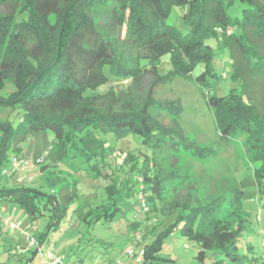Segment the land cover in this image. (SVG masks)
Wrapping results in <instances>:
<instances>
[{
  "label": "trees",
  "instance_id": "obj_1",
  "mask_svg": "<svg viewBox=\"0 0 264 264\" xmlns=\"http://www.w3.org/2000/svg\"><path fill=\"white\" fill-rule=\"evenodd\" d=\"M235 2L243 5L239 16L228 12ZM173 6L179 7L185 32L166 22ZM221 52L227 53L238 87L207 100L220 136L242 138L255 164V192L241 182L204 199L195 192L183 201L165 202L160 196L164 183L151 167L154 157L150 162L147 154L140 158L133 149L107 145V139L133 134L153 151L187 148L190 157L209 154L210 147L194 144L171 118L168 123L154 115L152 100L172 73L188 76L198 64L203 67L195 79L208 83L215 75L212 60ZM166 54L172 69L160 74L157 65ZM124 78L131 82L123 83ZM0 104L17 114L14 122H0V171L5 160L12 162L8 155H18L20 144L32 135L44 142V155L34 158L52 162L39 165L45 172L42 185L52 190L46 200L52 204L49 225L76 197V180L59 165L79 156L95 177L108 179L104 199L87 213L92 221L113 219L133 193H141L146 213L182 209L180 229L199 244L198 258L207 250L238 257V242L247 230L243 200L264 193V0H0ZM166 104L165 112L177 108ZM121 154L117 171H102L110 157ZM127 160L130 171L122 174ZM42 195L39 188L0 185V201H15L30 216ZM154 227L144 223L141 228L149 240L141 247L143 264H177L157 254L171 226L155 234Z\"/></svg>",
  "mask_w": 264,
  "mask_h": 264
},
{
  "label": "rangeland",
  "instance_id": "obj_2",
  "mask_svg": "<svg viewBox=\"0 0 264 264\" xmlns=\"http://www.w3.org/2000/svg\"><path fill=\"white\" fill-rule=\"evenodd\" d=\"M242 6L235 2L228 8L229 14L239 16ZM178 16L179 7L173 6L166 22L185 32L186 27ZM55 20V15L49 17L51 23ZM168 58L166 54L158 62L157 69L160 74H167L172 69V62ZM211 64V72L215 75H209L208 83H199L195 79V75L203 67L202 64H198L188 76L172 73L153 94L151 109L154 115L168 123L172 119L173 124L179 126L194 144L210 147L209 154L190 157L192 151L187 148H181L177 152L164 148L153 151L140 144L139 138L133 134L118 140L107 139V145L118 146L124 152L133 149L140 158L147 154L150 162L154 157L151 167L164 183L160 196L165 202L178 198L183 201L185 195L190 193L189 196L192 197L195 192L204 199L210 194L215 196L220 192L226 193L233 185L239 186L241 182L245 184L246 191L252 192L254 189L252 174L255 164L244 152L242 138L224 139L220 136L207 100L211 95L221 96L231 88L238 87V83L230 76L231 66L227 53L217 54ZM125 82L129 83L131 80L124 78L123 83ZM131 91L134 93V89ZM166 102H173L177 106L176 110L165 112ZM16 119L17 114L13 107L0 104V122H14ZM20 145L24 147L18 155H8L12 162L10 159L4 161L0 171V185L11 187L16 184L31 189L39 188L44 191V195L40 201L35 202L38 208L31 216L15 201H0V262L5 260V264H52V255H63L62 263L57 264H143L140 250L144 242L149 240L147 233L141 231V228L144 223H154V234L171 226L170 231L162 237L157 254L173 258L177 264H264V193H250L243 200L247 230L238 242L236 252L239 256L230 258L217 250H207L205 257L200 259L197 257L199 244L189 239L180 229L182 220L178 219L182 209L171 213H146L148 206H145L146 209L142 207L137 193H133L113 219L92 221L91 215L87 213L104 199V185L108 179L95 177L90 163L79 156L65 158L59 165L63 174L70 172L76 180V197L69 203L63 217L58 222L52 220L49 225L52 204L46 200L52 190L42 185L45 172L40 170L39 165L52 162L44 158H34L35 154L45 153L44 142L37 134L32 135L29 142L27 140ZM123 154L110 157L109 165L102 167V171H117V164ZM54 167L52 165L50 168ZM128 171L130 160L122 166L121 173ZM189 204L194 205L192 202ZM5 217L12 222H18L20 227L11 229L10 225L3 223ZM133 221L136 226L139 224L138 228L130 226ZM247 244H251V247ZM129 248L133 249L130 255L127 252Z\"/></svg>",
  "mask_w": 264,
  "mask_h": 264
},
{
  "label": "built area",
  "instance_id": "obj_3",
  "mask_svg": "<svg viewBox=\"0 0 264 264\" xmlns=\"http://www.w3.org/2000/svg\"><path fill=\"white\" fill-rule=\"evenodd\" d=\"M143 198L144 197L140 193L139 196H138V199L140 200V202H141L140 204L142 205V207L145 208L146 203H145V199H143ZM3 223L4 224L6 223V224L10 225L11 229H14L16 227H20V224L18 222H12L10 218H6V217L3 219ZM140 236L138 238H140ZM263 241H264V239H263ZM132 250L133 249H130V248L127 250V252L129 253V255L133 253ZM141 252H142V249L140 250V253ZM52 256H53L52 264L62 263V258L61 257H63V255H61L60 257L59 256H56V255H52Z\"/></svg>",
  "mask_w": 264,
  "mask_h": 264
},
{
  "label": "crops",
  "instance_id": "obj_4",
  "mask_svg": "<svg viewBox=\"0 0 264 264\" xmlns=\"http://www.w3.org/2000/svg\"><path fill=\"white\" fill-rule=\"evenodd\" d=\"M263 251V250H262Z\"/></svg>",
  "mask_w": 264,
  "mask_h": 264
}]
</instances>
